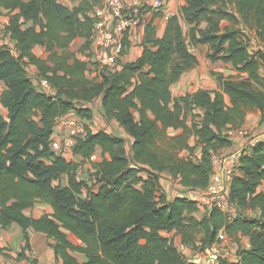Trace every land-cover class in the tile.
Returning a JSON list of instances; mask_svg holds the SVG:
<instances>
[{
  "label": "trees",
  "instance_id": "16d2710c",
  "mask_svg": "<svg viewBox=\"0 0 264 264\" xmlns=\"http://www.w3.org/2000/svg\"><path fill=\"white\" fill-rule=\"evenodd\" d=\"M101 1L80 0L71 8L63 0H0V13L9 12L5 34L19 51L16 55L0 44L5 84L0 100L6 109L0 111V225H20L27 248L32 247L29 228L44 233L62 264H187L164 234L173 231L185 244L201 231L204 245L220 241L222 231L235 241L248 237L250 247L238 250L237 263L219 257L218 264H264V139L242 151L230 185L229 199L238 210L232 219L216 207L197 218L198 202L180 195L169 199L161 180L167 172L183 186L206 189L213 155L233 144L228 131L239 130L252 109H259L264 121V0H185L169 16L163 36L155 37L150 22L138 59L98 68L93 76L91 60L79 57L71 43L83 37L81 52L91 48L92 11ZM250 33L258 48L252 47ZM123 43L122 55L128 34ZM191 44L208 45V58L232 65L235 72L217 73L215 89L175 96L172 86L199 65ZM37 45L45 47L47 57L34 52ZM28 65L36 67L38 80L49 81L54 94L38 88ZM99 97L105 117L133 138L131 156L126 138L91 129L93 111L87 104ZM72 113L87 122L86 135L73 148L81 161L53 149L57 119ZM170 128L180 132L171 135ZM98 151L102 159L92 161ZM87 161L96 189L78 178ZM39 199L50 208L29 215Z\"/></svg>",
  "mask_w": 264,
  "mask_h": 264
},
{
  "label": "crops",
  "instance_id": "0c3cea01",
  "mask_svg": "<svg viewBox=\"0 0 264 264\" xmlns=\"http://www.w3.org/2000/svg\"><path fill=\"white\" fill-rule=\"evenodd\" d=\"M126 1L129 4L128 8L132 9L131 2L134 0H126ZM140 1L142 5H147V6L144 12L138 13V17H139L138 24L133 26L128 32L129 45L126 47L125 53L119 59V66L135 61L141 56L144 50V39L146 35L147 26L150 24L151 21H153V24L156 26L154 33L155 37L158 38L163 36L169 16L178 12L181 5L185 3V0H166L164 7L157 10L152 8V6L150 5L151 0H140ZM79 2L80 0H63V3L71 8L77 6ZM132 11H135L134 8L132 9ZM157 12H160L161 14L157 15L156 14ZM8 21H9V12L8 10L3 8L2 13H0V44L9 45L13 49L14 53L16 55H19V51L15 49V41L10 37V34H5L4 31V28L7 25ZM182 25L184 32L186 33L188 30V26L186 25L184 20H182ZM95 42L96 41L93 40L91 48L89 50H86L85 53H82L81 49L86 43V39L83 37H76L71 43V50L76 52L79 57L83 59L87 58L89 61L90 60L92 61V56L95 54L96 51ZM197 45L198 46L196 45L194 46L196 47L201 46V48L203 49L205 48L206 52L208 53L209 50L208 45L206 44H197ZM191 51L197 56L196 49ZM34 52L39 56L47 57L45 47L42 45L35 46ZM226 65L232 66L230 64H226ZM98 68H100L98 67V65H94L92 62L89 63V70L91 71V69H93V73H92L93 76L96 74ZM27 72L31 78L38 77V71L36 67L33 65L27 66ZM181 79L172 86V92L175 96H180L182 94H186L187 92H193L200 88L207 89L203 86L196 87L194 90L184 88L182 87V84L178 85ZM33 80L37 85L38 79L35 80V78H33ZM4 88H5V84L3 81L0 80V98ZM38 88L49 94L55 93V90L52 87L48 89H43L38 86ZM87 106L90 107L93 111V118L89 120V123H92L93 121L96 122L98 112L104 114V108L102 105L101 97L97 98L92 102H89ZM0 111L6 113V109L2 105L1 100H0ZM91 127L93 128V126ZM249 127H252L253 130L261 134L260 135L261 138L259 139H264V121H263L262 112L259 109H252L249 111L244 125L231 135V139L233 141L232 146L224 148L222 152L226 154L235 155V158L239 162L243 149L246 148L247 146L252 145L250 136L246 135L248 132H250ZM168 132L169 134L173 135L179 133L180 130H175L173 128H170ZM115 135L126 138V141L129 138V140L131 141L130 145L132 151L133 138L125 131L123 127L121 130H119L118 134ZM191 140L194 139L192 138ZM126 147H127V142H126ZM98 153L101 154L100 151H98ZM199 153L200 150H198V155H200ZM73 159L76 161H81L83 158L79 155H74ZM84 164L85 165L90 164L89 166L90 172L94 170L91 162L87 161ZM84 164L81 165L78 172V178L81 180L82 179L86 180L80 175L81 174L80 171L84 166ZM161 176H162L161 180L163 187L169 199H172L178 195L187 196L192 199L191 197L192 193L205 192L204 189H200V188L193 189L183 186L178 178L173 177L167 172L162 173ZM97 187L98 184H93L94 189H96ZM261 188L264 189V183L261 186ZM34 208H37L38 211L40 210L42 211L40 213L33 212ZM49 208L50 206L46 202L39 199L36 201L35 206L33 208L27 210V213L29 215L38 217L42 215L44 212H46V210H48ZM210 212H211V208L208 205H202L199 206V209L197 210L195 215L197 218L201 219ZM249 213L257 214L254 211H250ZM164 234L172 239L174 245L185 256L187 260V264L189 263L218 264L219 257H224L227 258L230 262L237 263L239 261L238 250L240 248L250 247L249 238L242 235L240 236V240L238 241H235L228 236L229 239L227 241H217L211 245H204L203 244V239L205 237L204 231H201L197 235V238L192 244L183 243L182 236L176 233V231L164 232ZM29 236L31 240V246H32L31 248L25 247L26 241L24 237V231L20 225L15 223L7 228H4L0 225V264H34L35 261H37L39 264H62V260L57 258L55 254L53 248L54 241L51 238H48L42 232H37L33 228H29ZM23 248H24V255L20 256L19 254L23 250ZM75 255L78 257V253H75ZM83 259L84 257L80 260Z\"/></svg>",
  "mask_w": 264,
  "mask_h": 264
},
{
  "label": "built area",
  "instance_id": "2783aa9c",
  "mask_svg": "<svg viewBox=\"0 0 264 264\" xmlns=\"http://www.w3.org/2000/svg\"><path fill=\"white\" fill-rule=\"evenodd\" d=\"M166 0H151L150 5L154 9L164 7ZM134 13L125 15L129 4L126 0H102L92 11L95 18V29L93 40H95V58L100 67L115 69L119 66V59L124 49V38L129 30L138 24V8L142 6L140 0L131 2ZM37 85L43 89L51 88L46 78L38 80ZM237 130H229L232 135ZM87 133V122L76 113L58 118L53 133V149L68 160L73 159V148L77 139ZM259 138L251 139L252 144ZM99 153L91 156L92 161L98 160ZM238 160L233 154L218 152L213 155V171L209 184L204 193H192L193 200L198 202V206L208 205L221 209L232 219L238 215L237 207L230 201V182L236 172ZM228 235L222 231L219 233L220 241H227Z\"/></svg>",
  "mask_w": 264,
  "mask_h": 264
},
{
  "label": "rangeland",
  "instance_id": "374dc122",
  "mask_svg": "<svg viewBox=\"0 0 264 264\" xmlns=\"http://www.w3.org/2000/svg\"><path fill=\"white\" fill-rule=\"evenodd\" d=\"M133 9V7H131ZM132 9L128 8L125 11V15H130L134 13ZM128 34V33H127ZM251 43L253 48H258L260 43L256 39V36L254 33H250ZM198 46V45H196ZM194 45H190V49L194 50L196 49L197 57L199 58V65L191 70H188L182 77L180 83L182 84V87L188 88L191 90H194L196 87L203 86L207 89H215L218 87V76L216 75L219 72L224 71L227 74L234 73L235 70L232 68V66H227L223 62H213L208 58V53L206 52V49L200 47H196ZM264 46V44H263ZM196 47V48H195ZM96 54V53H95ZM95 54L92 56V63L94 65H98L100 67L99 63L96 61ZM101 68V67H100ZM95 71V70H94ZM91 72L93 73V69H91ZM35 80H37L36 77ZM92 130H108L111 134H118L119 130L122 129V127L119 125V123L116 120H108L103 113H97L96 122L89 123ZM88 125V126H89ZM250 132H248L246 135L250 136V139H257L261 138V134L257 133L255 130L252 129V127H249ZM192 143H195V139L191 140ZM131 141L127 140V153L131 156ZM183 153L188 154V151H184ZM200 154V153H199ZM102 159L101 154H99V157L97 158ZM90 164H87L82 167L80 171L81 177L85 178L87 183L89 185H93V180L91 178V172H90ZM66 181V177H65ZM42 210L38 211L37 208H34L33 212L40 213ZM70 239L79 244L81 241L74 235L69 234ZM78 253V252H77ZM78 256L80 259H82L84 256L82 253H78Z\"/></svg>",
  "mask_w": 264,
  "mask_h": 264
}]
</instances>
